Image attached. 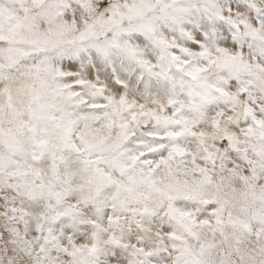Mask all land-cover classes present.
Listing matches in <instances>:
<instances>
[{
  "label": "snow or ice",
  "instance_id": "obj_1",
  "mask_svg": "<svg viewBox=\"0 0 264 264\" xmlns=\"http://www.w3.org/2000/svg\"><path fill=\"white\" fill-rule=\"evenodd\" d=\"M0 264H264V0H0Z\"/></svg>",
  "mask_w": 264,
  "mask_h": 264
}]
</instances>
